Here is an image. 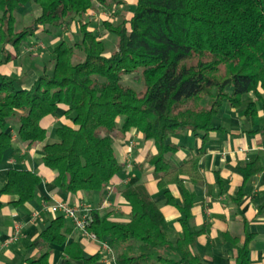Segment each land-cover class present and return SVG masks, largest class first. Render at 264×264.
<instances>
[{"label":"trees","instance_id":"16d2710c","mask_svg":"<svg viewBox=\"0 0 264 264\" xmlns=\"http://www.w3.org/2000/svg\"><path fill=\"white\" fill-rule=\"evenodd\" d=\"M123 3L0 0L5 61L15 56L5 46L19 54L21 42L35 41L38 32L47 37L49 48L42 70L27 86L0 72V166L18 152L16 142L41 144V162L54 172L51 184L64 195H80L90 209L87 231L106 243L115 264H202L191 252L201 230L186 224L193 196L185 189L182 204L173 201L185 214L178 234L142 182L121 188L130 208L127 221H113L109 212L100 211L122 168L114 142L131 130L152 140L155 153L144 166L153 168L165 193L168 185L182 186V177L200 181L202 151L175 165L170 157L178 145L169 138L189 131L204 142L224 109L242 112L250 123L259 112L264 116V0H135L129 9ZM31 6L38 8L37 15L17 30L16 16ZM97 7L109 13L99 25L89 19ZM106 37L115 40L109 53ZM131 75L142 89L125 83ZM46 116L67 121L54 125L50 141L41 125ZM243 168L251 176L262 166L251 161ZM40 181L32 170L10 167L0 195L13 197L11 204H24ZM69 229L64 216L52 218L31 243L38 254L26 262L48 264L52 247L65 242ZM63 252L82 264L100 257L86 256L76 241ZM245 254L244 247L241 264H247Z\"/></svg>","mask_w":264,"mask_h":264},{"label":"crops","instance_id":"0c3cea01","mask_svg":"<svg viewBox=\"0 0 264 264\" xmlns=\"http://www.w3.org/2000/svg\"><path fill=\"white\" fill-rule=\"evenodd\" d=\"M5 49L15 55L5 61V53L0 50V72L9 75L14 68L11 63L20 61L13 47L7 45ZM19 70L18 66L16 72L19 73ZM31 79L28 78L23 85L30 84ZM59 122L67 123L63 116H46L41 125L49 135ZM216 126L204 142L189 131L173 135L177 139L172 142L178 145V149L170 158L175 165L202 151L198 161L201 180L193 182L182 177V186L168 185L164 188L167 193L157 186L153 168L144 166L146 157L155 153L153 141L144 140L135 130L124 138L117 137L114 155L122 168L101 203L100 211L109 212V218L113 221H127L130 208L122 198L121 188L126 184L142 182L160 207L173 234H178L183 231L181 220L185 214L178 205L183 202L185 189L193 196L186 224L191 229L201 230L191 252L199 257L202 264H241L240 253L244 247L247 264H264V116L259 112L255 122L250 123L242 112L224 109ZM15 147L19 149L18 152L6 157L0 166V186L6 181L10 167L32 170L41 177V181L34 197L24 204H11L13 197L0 195V264L15 259L17 264H31L26 259L38 254V249L31 247V243L58 215L42 208L58 201L70 205L82 201L80 195H64L51 184L54 172L41 162V144L28 147L26 143L16 142ZM251 161L259 163L262 169L247 176L243 167ZM34 211H40V216L31 220ZM65 220L70 231L62 245L52 247L48 264H82L64 255L63 247L70 241L79 243L86 256L100 254L96 261L89 264H115L112 252H107L101 243L83 236L72 227L69 219ZM16 225L20 227L17 240L3 245Z\"/></svg>","mask_w":264,"mask_h":264},{"label":"rangeland","instance_id":"374dc122","mask_svg":"<svg viewBox=\"0 0 264 264\" xmlns=\"http://www.w3.org/2000/svg\"><path fill=\"white\" fill-rule=\"evenodd\" d=\"M122 1H124L122 7L128 8V9L131 8L132 4L135 2V0H122ZM37 9L38 8L36 7L34 8L33 6H31L30 8L27 7L23 13L18 14L16 16L15 28L18 30V29H22L25 26L30 25L33 18L38 13ZM108 15L109 13L106 12L104 8L97 7L96 10L92 11L89 19L92 21H95L99 25L100 23L99 20L108 17ZM129 15L130 14L127 13V17ZM66 30L68 29L67 28L62 29L64 33H68ZM68 36H71V33H68ZM44 38H47L46 36H44V33L38 32V36H37V39H35V41H33L34 38L30 37V38H27L25 42H21L20 50L18 54L19 55L18 60L20 62L17 60L19 63L15 61L11 63L14 66V68H13V72L10 73L9 76H12L13 78L17 80L22 81V83H25L28 80V78L29 79L32 78L31 80H33L35 78L34 76L40 73V71L42 70L41 65H42L43 60L47 61V58L49 57V50H48L49 48H47V44L45 43ZM27 42L28 44L24 45ZM52 42H53L52 40L49 41V43H52ZM104 42H105L106 53L111 52L115 48V40L113 37L111 38L106 37V39H104ZM18 66L20 68L19 73L16 72ZM134 77L136 76L131 75V76L124 77L125 83L130 84V86H132L133 88L142 89L143 88L142 84L140 87L139 82L134 81ZM186 132L188 131H184L183 133H186ZM193 136L195 135L193 134ZM51 138H53V133L52 135L49 134L47 141L52 140ZM175 138L177 139V137L172 136L169 138V140L172 142L175 140ZM6 264H17V260L16 259L13 261L7 260Z\"/></svg>","mask_w":264,"mask_h":264},{"label":"built area","instance_id":"2783aa9c","mask_svg":"<svg viewBox=\"0 0 264 264\" xmlns=\"http://www.w3.org/2000/svg\"><path fill=\"white\" fill-rule=\"evenodd\" d=\"M42 209H46L52 214H60L65 218L69 219L76 229H78L83 236L89 237L93 240H96L94 234L87 231V226L91 221L90 217V209L87 204L77 203L75 205H70L63 201L54 202L52 204H48L44 206ZM40 216V211H34L31 213V220H35ZM20 232L19 225H16L14 228V232L11 236L3 243V245H7L17 240L18 234ZM102 247L111 253L110 248L106 245V243H101Z\"/></svg>","mask_w":264,"mask_h":264}]
</instances>
